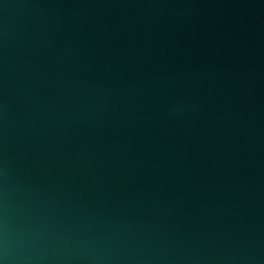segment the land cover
I'll list each match as a JSON object with an SVG mask.
<instances>
[{
	"label": "water",
	"instance_id": "95a60500",
	"mask_svg": "<svg viewBox=\"0 0 264 264\" xmlns=\"http://www.w3.org/2000/svg\"><path fill=\"white\" fill-rule=\"evenodd\" d=\"M0 264H264V0H0Z\"/></svg>",
	"mask_w": 264,
	"mask_h": 264
}]
</instances>
